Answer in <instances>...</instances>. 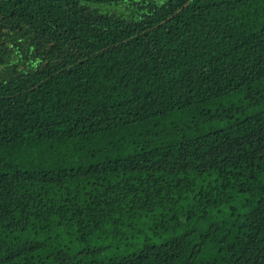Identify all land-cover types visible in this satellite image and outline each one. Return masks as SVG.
Masks as SVG:
<instances>
[{"label":"trees","instance_id":"trees-1","mask_svg":"<svg viewBox=\"0 0 264 264\" xmlns=\"http://www.w3.org/2000/svg\"><path fill=\"white\" fill-rule=\"evenodd\" d=\"M0 264H264V0H0Z\"/></svg>","mask_w":264,"mask_h":264}]
</instances>
